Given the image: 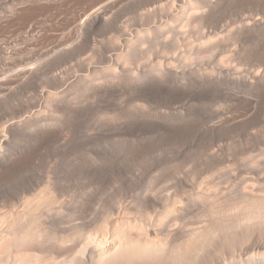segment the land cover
<instances>
[{
    "label": "bare ground",
    "instance_id": "6f19581e",
    "mask_svg": "<svg viewBox=\"0 0 264 264\" xmlns=\"http://www.w3.org/2000/svg\"><path fill=\"white\" fill-rule=\"evenodd\" d=\"M84 2L90 3V7L89 5L88 9L85 7L87 11L83 16L80 15L81 19L78 16L77 19L80 21L76 22L79 23L76 24V17L73 15L75 24L70 23L72 18L68 16ZM123 5H127V9L128 5L134 8L132 17L127 20L118 18L121 17L118 10L124 7ZM37 16L41 17L40 22H35ZM18 21L26 26L22 25L24 30L0 38V111L13 113L18 103L11 107L12 95L17 94L19 90L21 93L22 89L26 92V89L34 84H38L40 90L37 95L31 89L33 95H28L29 98L31 96L28 100L36 98L43 109L32 107L38 110L39 118L34 119L37 115L34 112V116L32 112L34 117L32 119L29 114L30 120L24 113H30L27 108L31 110L34 103L29 105L30 108L26 106V109L22 103L24 110L22 107L21 110L24 116L20 118H27V122L23 120L26 122L23 124L21 120H17L30 132L36 130L35 134L33 133L35 138L25 140L27 142L32 140L30 146L23 141L27 146L23 144L20 147L24 149L13 148L17 139L15 137L23 128L20 131L21 126L17 120L18 126L8 123L17 112L10 114V119L7 118L9 121L6 120L0 128V186L3 189H6L5 187L13 189V191L7 189L11 192L7 191V194H3L2 191L0 196V264H264V144L260 145L264 140L262 136L264 131L261 130L263 139L261 141L257 135L260 133L258 129L262 127L256 128L261 125V121H257L260 124L255 126L253 117L251 118L253 122L252 120L249 122L251 126L254 125L252 127L257 129L258 134L256 131L251 133L248 131L253 130L248 123L251 128L248 126L249 129L245 128V131L244 128L241 129L245 135H239L240 139L236 137L238 138L235 139L236 142L229 139L231 145L228 147L224 142L225 146L220 147L223 149H218L219 145H216L217 142L214 144L215 141L213 142L210 137L207 141L203 138L200 140L199 137L198 141H203L202 143L199 141L200 145L195 143L198 150L191 146L196 151L194 148L192 150L190 148L191 152L189 151L192 154L196 152L194 157L198 159L199 168L187 170L185 168L186 172L183 174V171L175 172L176 168H172L174 172L171 171L173 172L171 175L165 173L167 177L159 182L162 181V184L155 183L160 178L157 176V180L152 181V184L151 181L148 183V179V182L143 181L139 187V184H136L140 183L139 178H135L137 182L135 180L132 183L131 179L129 180L134 187L130 182L127 185L125 182L126 186L122 185L124 188L121 185L119 189L112 188V190L117 188V191H110L114 192L111 195L107 191L109 197H104L105 194L104 196L102 194V197L99 191L96 193L102 198L95 196L92 198V193L91 195L89 193L92 189L90 187L87 192L91 198L80 199L78 196L79 199H76L74 196L73 199L66 197V192L69 195L68 191L70 193L72 191L65 190L64 181L62 185L60 184L62 180L55 182L47 177L49 180H44L47 183L45 186V183L40 185V180L36 181V177L28 179V174L35 170L28 167L31 161H36L33 158L39 151L38 145L45 144L46 148L48 143L51 146L49 142H56L61 133H64L61 132L62 125L60 126L59 121H62L65 112L63 115L60 112V116L56 115L55 111V114L50 115H47L48 112L59 110L66 103L63 109H67V113L83 114L79 111L84 106L82 109L79 108L77 113V108L81 105L75 102L78 96L66 93L73 87L75 89L78 84H83L86 90H91V93L87 90L90 93L88 94L93 93L96 97L121 94L124 90L132 97L135 94L134 97L138 101L139 96L151 99L155 93L169 95L175 99L177 97L186 99L192 95H199L196 91L218 88L225 92L226 96L223 93V99L227 100L226 104L219 96L223 106L219 104L220 107H216V104H213L214 108L210 103L208 105L211 107L204 105V109L211 108L206 111V117L207 119L209 117L211 124L207 121L201 124L203 128L204 124H210L208 130L213 135L220 130L222 134L220 131L217 132L219 135L215 133L218 136L223 135L225 131L222 129L229 128L232 123L234 127L237 125V121L234 124L236 116L232 115L235 110H238L235 113L241 114L243 119L251 117L252 112H257L253 109L256 104L262 103L256 99L264 97V0H0V32H4L10 24ZM70 24L75 26L70 27ZM54 31L60 32L56 34ZM53 32L55 34H52ZM35 79L40 83H34ZM35 89L34 91H37V87ZM83 89L80 91L86 92ZM211 91L210 94L209 91L204 92L211 96ZM215 91L217 92V89ZM28 92L26 94H29ZM17 95L13 96L16 98ZM65 95L70 96V101L67 100L69 98L65 99ZM73 97L76 100L72 99L74 102H71ZM196 99L194 97V100ZM61 101L65 102L63 106ZM133 101L128 104L131 106L135 103L137 106L140 104V101L135 103ZM143 101L141 100L144 104L148 100ZM34 102L36 106L37 101ZM142 103L137 108L149 105L144 106ZM131 106H129L131 110L136 109ZM263 106L259 105L258 108ZM251 108L252 114L248 111ZM139 109L134 110V113L135 111L139 114L146 111L149 113L148 109L143 108L144 112ZM202 109L203 107L201 111ZM86 110L89 112L90 109L87 107ZM178 110L176 112L179 113ZM181 110L180 112L187 116V112L184 113L185 109ZM199 110L198 108L197 111ZM262 110L260 115L263 116L259 115V118L262 117L264 120ZM90 111L92 113L86 112L85 116L94 114L92 109ZM41 112L46 114L43 115ZM115 112L117 111H114V114ZM53 114L60 117V120L55 119ZM183 114L179 113L178 116L180 115V118L183 116L184 119ZM160 115L163 116L164 126H168V121L172 120L168 117L171 115ZM189 115L191 119L194 116L199 118L194 114L193 117ZM75 116L77 118V115ZM15 117L17 118V114ZM238 117L240 116H237L240 122ZM114 118L115 121L116 117ZM203 118L200 117L199 122ZM176 119L178 123V117ZM207 119H203L202 122ZM69 120L61 122L65 124L62 127H66ZM186 120L190 121L185 118L184 122ZM198 120H194L192 124H196ZM187 123L184 124L185 127ZM69 124L68 127L72 126V123L70 126ZM178 124L181 125V122ZM198 125L199 123L196 126ZM238 126L243 127L242 124ZM234 127L232 126L233 130L230 127L229 131L234 132ZM65 129L63 131L69 130L67 127ZM230 132H226L227 135ZM234 134L230 133L228 136L232 135L234 138ZM221 138L219 137L220 140ZM67 139L69 138L65 139L66 142ZM58 141L60 143H56H63L62 138ZM58 146H54L53 149ZM130 146L124 150L128 151L130 148L132 152L136 150L134 149L136 146L134 148ZM121 147L126 146L121 144ZM149 147L152 149L151 145ZM41 149L40 153L43 150ZM47 149L50 150L48 147ZM197 161L195 159V162ZM29 169L31 171L27 174ZM134 183L139 187L138 191L133 190ZM129 184L132 187H129ZM40 186L43 188H39ZM74 191L79 193L78 190ZM81 191L82 196H87ZM93 191L94 189L90 192ZM107 192L103 193L108 194Z\"/></svg>",
    "mask_w": 264,
    "mask_h": 264
},
{
    "label": "rangeland",
    "instance_id": "374dc122",
    "mask_svg": "<svg viewBox=\"0 0 264 264\" xmlns=\"http://www.w3.org/2000/svg\"><path fill=\"white\" fill-rule=\"evenodd\" d=\"M84 3H86V2H84ZM84 3H83V5L81 4L80 6L81 7H79V6H77V9L75 8L74 9V13H72V14H68L67 16L70 18H72V15H73V17L75 18L76 17V19H75V22L76 21H78L79 19H77L78 18V16H80V15H84L83 13H85V11H87V9L90 7V3H86L85 5H84ZM87 5V6H86ZM88 5H89V7H88ZM84 6V7H83ZM124 7H122L121 9H119L118 10V14H119V16L121 15V17H118L119 19H121V20H127V19H129V18H131L132 17V13H133V9L134 8H131L129 5H128V9H127V5L125 6V5H123ZM87 9H86V8ZM124 8V9H123ZM76 10V11H75ZM80 14H79V13ZM124 12V13H123ZM79 15H78V14ZM121 13V14H120ZM75 14V15H74ZM117 14V15H118ZM124 16H123V15ZM82 16H80L79 18L81 19V17ZM123 16V17H122ZM128 17V18H127ZM35 18V17H34ZM38 18V19H37ZM41 17H39V16H37L34 20H35V22L37 21V22H40L41 21V19H40ZM70 18V19H71ZM74 18H72V20L70 21V23L72 22L73 23V20H74ZM80 21V20H79ZM75 22L73 23V24H75ZM20 23H22V22H19L18 21V23L17 22H15V23H12V24H10V26H9V28L7 29V30H4V32L3 31H1L0 33V38H2L3 36H8V35H10L11 33H17L18 31L20 32V31H22V30H24L25 28L24 27H26L25 25H23V23L22 24H20ZM77 23H79V22H76V24ZM73 24H70L69 26L71 27ZM24 27H23V26ZM73 26H75V25H73ZM70 27H68L67 29L69 30V28ZM22 28H24V29H22ZM10 29V30H9ZM9 30V31H8ZM11 30H13V31H11ZM11 31V32H10ZM18 32V33H19ZM56 34H59V32L60 31H54ZM52 33V34H55V33ZM10 33V34H9ZM91 79V78H90ZM36 80V81H35ZM34 80V83L35 82H37V83H40V81H38V79H35ZM33 83V84H34ZM37 85V86H36ZM79 86H77L76 85V87H75V89H74V87L72 88V89H70L71 91H68V92H66V93H68V95H70V96H73V95H75V97L76 96H78V98H77V101H75V102H78L79 103V107H78V103H76L75 105H77V113H78V111H79V108H81L82 109V106H84V110L82 109V110H80L79 112H81V113H83L81 116L79 115V114H74V113H72V115L70 114V113H67V109H63V108H65V102L64 101H61L60 103H61V105L63 106V104H64V106H63V108H60L59 110H53V112H48V114L47 115H50V114H52V113H54L55 114V112H56V115L58 114V116H60L61 114H60V112H62V115L64 114L63 112H65V114L63 115V117L61 118V120L62 121H59V123H60V126L62 125V126H65V122H68V120H69V118H71V119H73V120H69V123L72 125V126H70V124L69 123H66L67 124V130L68 131H63V130H66L65 128L66 127H60L61 128V132H64V133H61V137L60 138H58V140H60L61 138L63 139V143L61 142V144H58V143H56V142H59L60 143V141H58V140H56V142L54 143V142H49V143H51V146H50V144H46V148H44L45 147V144H40V145H38V148H37V150H39L40 151V149L42 150V153H40L39 151H37V150H35V152H36V154H38V153H40L39 155H34V156H36V157H34L33 158V160H35L36 159V161H31V163L27 166L28 168H34L35 170H28V172H27V174L29 173V171H31L30 172V174H28L29 175V177H28V179L29 178H35L36 179V181L38 180H40L39 182H40V185H44V183H45V181L46 180H49V179H47V177L48 178H50V180H51V178H52V180L51 181H55V182H58V180H62L61 182H60V184L62 185L63 184V181H64V187H66L65 188V190L66 191H68V189H70L72 192H74V194H76V195H74L72 192L70 193V191H68V194L69 195H67V192H66V197H70V198H73L74 199V196H75V198L76 199H82L83 197H90V195H91V193H92V195H91V197L93 196H95V198L96 197H100V198H102L103 196H104V194H105V196L104 197H109L110 195H111V193H114V192H116L117 191V188L119 189L122 185L123 186H126L127 184H128V182H130L129 180L131 179V182L133 183L136 179H138V181H140V183H136L137 182V180H136V184L138 185L139 184V187H140V184L143 182V181H147L148 182V179H149V182L148 183H150V181H151V183L150 184H152V181L154 182L155 180H157V176H158V178L160 177V178H162V179H158L157 181H155V183H159L160 182V180H162L163 181V178H165V176L167 177V175H171V173H173L174 171H173V169L172 168H176V170H175V172H179V173H181L182 171V174L184 173V172H186L185 171V168H186V170L187 169H189V168H199L198 167V165H197V163H198V159L196 158V157H194V155H195V151L196 150H198V148H196L197 146H196V144H199V141L203 138L204 139V141L206 140H208L209 139V137H210V139H213L212 141L214 142V144L216 143V145L218 144L219 145V147H217L216 145H215V147H217L218 149L220 148V147H222V146H225V145H223V144H225L226 143V146L228 147V145L230 144L231 145V143H229V142H234L235 141V139H237L238 140V138L240 139V137H238L239 135L241 136H244L245 135V132H243V131H245L246 129H249L248 128V126L250 125L251 126V121L250 120H252L251 118L253 117V119L255 120L254 122L255 123H253V124H255V126H257V125H259L260 123H261V125H259V126H257L256 128H261V129H258L259 130V132L257 131V129L256 128H253L254 127V125H252L251 127L253 128V130L251 131V130H248L250 133L251 132H255L256 131V133L258 134L257 136L259 137V140L261 139V141L264 139H262V136L264 137V133L262 132V131H264L263 129V125L264 124H262V123H264V120L262 119V117H260L259 118V115H260V111L262 110V108H264V106L263 105H261V104H264V97H262V98H257L256 99V101L258 100V102L260 101H262V103L261 104H259V103H257L256 104V106H255V108H253L254 110H257V112L259 113V114H257V112H252L253 113V115L250 117V116H248L249 115V112L251 113V111H253V109L251 108V110H248L249 112H247V114L248 115H246V116H248V117H250V119L248 118V117H246V119H248V120H246V119H243L242 117L243 116H241V114H236L237 113V111L238 110H235V112L234 113H232V115L233 114H235V115H233L234 117L236 116V118H235V120H234V124H235V122L237 121V125L235 126V127H237V128H235L234 127V125H233V123L231 124L233 127H234V132L235 131H237L235 134H234V132L233 131H229L230 129H232L233 130V128H232V126H229V128L227 127V128H225L226 130L228 129V131H226L225 129H222V131L224 130L225 131V133L223 132V135H220V136H218L219 135V133H217V132H219V131H216L215 133L216 134H218V135H216L215 133H214V135L208 130L209 128V126L208 125H210L211 124V121H210V119H209V117H208V119H207V112L211 109V108H208V107H211V105H208L209 103L210 104H216V107H220V105L219 104H221V106H223V102L225 103L227 100L226 99H223L224 98V96H223V93L225 94V92H223V90H220L221 91V94H222V96H221V94H220V91L218 90V88H214L215 90L217 89V92L212 88L211 90H207V89H203V92L206 90V91H209V94H210V91L212 92L211 93V96L209 95V94H207L208 92H201V94H200V92L199 91H196V92H198L199 93V95H202V97H200L199 95H195L196 94V92H195V96H193L192 95V97H189V98H186V99H189V100H186L185 98L182 100L180 97L178 98H174V97H171V96H169V95H165V94H163V96H162V93H155V95H152L151 96V99H150V97H145V98H142V96H139V97H137V98H139V101H138V99L136 100V95L135 94H133V97H134V95H135V102L137 101V102H139L140 104L142 103L141 102V100L143 101V99H147L148 101H147V103L145 102L144 104H149V105H147L146 107H139V108H141L142 110H143V108H145V109H148V111H149V113L148 114H146V112H144L145 110H143V112L144 113H142V112H140L141 114H139V112H136L137 111V109H139V108H137L138 106H140V104L137 106L136 104L137 103H135L134 101H133V97H132V95L131 94H129V93H127V92H125L124 90L121 92V94H110V95H105V96H94L93 95V93H92V95H89L91 92V90L89 91L88 89V91L90 92H88L87 90H86V88H84L83 86V84L81 85V84H78ZM33 85H30L29 87H30V89H29V87L26 89V92H28L29 94H26V92H25V89H22L21 91L22 92H24V93H19L20 92V90H19V92L17 91V94H13L14 96H16L17 95V97L15 98L13 95H12V98L14 97V99H12L11 98V100H13L12 101V103H13V105L10 103V105H11V107L13 108V106L15 107V105H17V103H18V107H20V108H18V107H16L15 109H13L14 111H13V113H10L11 115L12 114H15L16 112V114H17V118L15 117L16 116V114L15 115H12V116H14V117H11V115L10 114H8L9 112H7V113H5L6 111H0V118L1 117H3L2 119H0V128L5 124V121L6 120H8V119H10V117H11V119L10 120H12L11 122L9 121H7L9 124H15V126H21L20 127V131H21V129L24 127H22V125L23 124H25L26 122H27V118L28 117H32V119H33V117L35 116L34 115V112H36L35 114L37 115L38 113V108H40V109H43L42 107H41V105H40V102L36 99V98H32L31 100H33V101H31V100H28V98L29 97H27L28 95H30L31 94V91L32 92H34V94H37V92L40 90H38V84H34V86L32 87ZM37 87V91H34V90H36L35 88ZM81 86V87H80ZM86 90V92L85 91H80V90ZM32 89V90H31ZM28 90V91H27ZM226 91V90H225ZM36 92V93H35ZM79 92H81L82 93V95H80V93ZM84 93V94H83ZM89 93V94H88ZM125 93V94H124ZM197 93V94H198ZM217 93V94H216ZM77 94V95H76ZM86 94H88V95H86ZM214 96H213V95ZM26 95V96H25ZM33 94H31V96H32ZM38 95V94H37ZM67 95V94H66ZM65 95V96H66ZM67 95V96H68ZM129 95V96H128ZM131 95V96H130ZM209 95V97L210 98H213V99H210L209 97H207V96ZM20 96H22V97H20ZM25 96V97H24ZM31 96H30V98H31ZM65 97V99H67V98H69V97ZM80 96V97H79ZM86 96V97H85ZM114 96V97H113ZM138 96V95H137ZM168 96V97H167ZM198 96V97H197ZM207 98H206V97ZM218 96V97H217ZM219 96L220 97H222L221 99H223L222 101L220 100V98H219ZM225 96H226V94H225ZM26 97H27V100H26ZM83 97V98H82ZM105 97V98H104ZM110 97V98H109ZM127 97V98H126ZM131 97V98H130ZM169 97H170V99H169ZM194 97H195V99L196 100H194ZM204 97V98H203ZM261 97V96H260ZM29 98V99H30ZM89 98V99H88ZM97 98V99H96ZM99 98H101V99H99ZM107 98V99H106ZM109 98V99H108ZM142 98V99H141ZM174 98V100H172V99ZM199 98V99H198ZM226 98V97H225ZM16 99V100H15ZM37 101L36 102V106L34 105L35 104V100ZM76 100V98H71V102H74L73 100ZM81 99V100H80ZM85 99V100H84ZM94 99V100H93ZM133 101V103H135V105L133 106H131V105H129L128 104V102L129 103H131V101ZM149 99H150V102H149ZM153 99V100H152ZM154 99H156V100H154ZM192 99V100H191ZM261 99H263V100H261ZM15 100V101H14ZM67 100H69L70 101V98L69 99H67ZM66 100V101H67ZM80 102H79V101ZM83 100V101H82ZM127 100V101H126ZM186 100V101H185ZM191 100V101H190ZM194 100V102H192ZM201 100V101H200ZM203 100V101H202ZM31 101V102H30ZM82 101V102H81ZM177 101V102H176ZM180 101V102H179ZM191 102V103H193V104H191V103H186V102ZM64 102V103H63ZM144 102V101H143ZM169 102V103H168ZM173 102V103H172ZM183 102V103H182ZM212 102H214V103H212ZM215 102H217V103H215ZM222 102V103H221ZM16 103V104H15ZM20 103V104H19ZM25 105V109L27 108V107H29L30 108V106L32 105V103H34L32 106H31V110H29L28 108H27V110L28 111H30V113L29 112H23L22 110H21V107L23 106L24 107V105ZM30 103V104H29ZM37 103H38V105H37ZM132 103V104H133ZM22 104V105H21ZM83 104V105H82ZM143 104V103H142ZM143 104V105H144ZM169 104V105H168ZM206 104H207V108H205L204 109V105L206 106ZM217 104H218V106H217ZM226 104V103H225ZM224 104V105H225ZM30 105V106H29ZM40 105V106H39ZM126 105V106H125ZM260 105V106H263L261 109L260 108H258V106ZM27 106V107H26ZM38 106V107H37ZM85 106H86V109H87V107H88V110L90 109H92L93 110V115L91 116V115H86L85 116V114H86V112H87V110L85 109ZM90 106H92V107H90ZM129 106H131L132 108L133 107H136V109L134 108V109H130L129 108ZM145 106V105H144ZM214 106V105H213ZM10 107V108H11ZM23 107H22V109H23ZM32 107H36L37 109H34V108H32ZM127 107V108H126ZM203 107V109H202V111H204V112H202L201 111V108ZM11 108V109H12ZM18 108V109H17ZM95 108V109H94ZM180 108V110H181V108H182V110L184 111V109H185V111H184V113H186L187 112V116H185L182 112H180V110H178ZM197 108V110H198V108L200 109L199 111L201 112V114H200V112L199 111H197V110H195ZM214 108H215V106H214ZM17 109V110H16ZM39 109V110H40ZM63 111H62V110ZM130 109V110H129ZM141 109H139V110H141ZM189 109V110H188ZM195 110V111H197V112H195V111H193V110ZM208 109V110H207ZM212 109H213V107H212ZM258 109H260V111L258 110ZM9 110V109H8ZM18 110H19V112H18ZM24 110V109H23ZM27 110H25V111H27ZM33 110V111H32ZM37 110V111H36ZM65 110V111H64ZM89 110V112H91L92 113V111H90ZM100 110V112H97V111H99ZM134 110H136L135 111V113H138L137 115L134 113ZM138 110V111H139ZM165 110H167V112L165 111ZM179 111V113L180 114H183L184 115V117L185 118H188V119H190V121L188 120H186V122H188L187 124H186V127H185V123L186 122H184V120H185V118L184 119H182L183 118V116H182V118H180L179 116H178V112H176V111ZM181 110V111H182ZM187 110V111H186ZM264 110V109H263ZM262 110V111H263ZM21 111V112H20ZM45 111V110H44ZM55 111V112H54ZM59 113H58V112ZM114 111H117V112H115V114H114ZM162 111H163V113H162ZM190 111H192V112H190ZM207 111V112H206ZM33 112V115L34 116H32V113ZM43 112V111H42ZM41 112V113H42ZM46 112V111H45ZM44 112V113H45ZM89 112H87V114L89 113ZM102 112V113H101ZM104 112V113H103ZM105 112H106V115H105ZM119 112V113H118ZM161 112V113H160ZM166 112V113H165ZM171 112V113H170ZM172 112H175V114H173ZM264 112V111H263ZM6 115H5V114ZM20 113H21V115H20ZM22 113H24V115L25 116H27V118H23V119H21L22 117L21 116H24ZM27 113V114H26ZM44 113H42L43 115H45ZM67 113V114H66ZM97 113V114H96ZM100 115H99V114ZM109 113V114H108ZM122 113V114H121ZM178 113V114H177ZM189 113H191L192 115H189ZM204 113V114H203ZM251 113V114H252ZM29 114H30V116H29ZM53 114V115H54ZM68 114H70V116L68 115ZM74 114V115H73ZM112 114V115H111ZM117 114V115H116ZM135 114V115H134ZM143 114H144V116H143ZM145 114H146V116H145ZM160 114H169V116L170 117H168V119H172V120H174L176 123H174L172 120L171 121H168V126L166 125V126H164V121H163V116L162 115H160ZM177 114V115H176ZM193 114L194 115H197V117H199V118H196V116H194L193 117ZM250 114V115H251ZM255 114L258 116H255ZM262 114H264V113H262ZM10 115V116H9ZM19 115V116H18ZM46 115V116H47ZM66 115V116H65ZM75 115H77V118H75L76 116ZM95 115L97 116H100L99 118H98V116L97 117H95ZM102 115V116H101ZM105 115V116H104ZM139 115L140 116H143V117H139ZM177 116L178 117V119H179V121H178V123H180L181 122V125L180 124H178L177 123V117H175V116ZM188 115L189 116H192L193 118H195V119H191V117H188ZM198 115H200V116H198ZM205 117H204V116ZM56 117L55 115H54V117H55V119L57 118V120H60V117ZM84 116V117H83ZM109 116H110V119H109ZM112 116H113V118H112ZM120 116H121V118H120ZM173 116V117H172ZM237 116H240V117H238V118H240L239 120H241L242 121V123H241V121L239 122L238 121V119H237ZM260 116H263V115H260ZM9 117V118H8ZM21 117V118H20ZM68 119H66V118ZM69 117V118H68ZM74 117V118H73ZM79 117H81V118H79ZM102 117V119H100ZM114 117H116V120L114 121ZM119 117V118H118ZM162 117V118H161ZM200 117L201 118H203V119H207V120H204V122H202L203 121V119H201L202 121L201 122H199L200 121ZM255 117H256V119L258 118V120H256L255 119ZM8 118V119H7ZM35 118H39V116L37 115V116H35L34 117V119ZM63 118L65 119V120H67V121H65V120H63ZM91 118V119H90ZM98 118V119H97ZM104 118V119H103ZM148 119V121H147V119ZM174 118V119H173ZM245 118V117H244ZM17 119H19V120H21L20 122H23V124L21 123V125H20V122H19V120H17ZM28 119H30L31 120V118H28ZM106 119V120H105ZM108 119V120H107ZM113 119V120H112ZM120 119V120H119ZM146 119V120H145ZM182 119V120H181ZM197 119H199L198 120V122H196V124L194 123V124H192V122H194V120L196 121ZM15 120V121H14ZM19 122H17V121ZM23 120H26V122L25 121H23ZM112 120V121H111ZM118 120V121H117ZM209 120V121H208ZM247 122H246V121ZM263 120V121H262ZM64 121V123L62 124L61 122H63ZM72 121V122H71ZM93 121V122H92ZM100 121H102V123L100 122ZM104 121V122H103ZM117 121V122H116ZM207 121V123L209 122L210 124H207V125H205L204 124V128H203V123H205ZM244 121V122H243ZM250 121V122H249ZM257 121H261L259 124H258V122ZM25 122V123H24ZM106 122H108V123H106ZM113 123V124H110V123ZM167 121L165 120V123H166ZM170 122V123H169ZM246 122V123H245ZM252 122H253V120H252ZM257 122V123H256ZM17 123H18V125H17ZM96 123V124H95ZM117 123V124H116ZM163 123V124H162ZM172 123H174V125L172 126L173 128H171V125H172ZM199 123V125H201V127L199 126H196L197 124ZM249 123V125H247ZM68 124H69V126L70 127H68ZM102 124V125H101ZM104 124V125H103ZM243 125V127L242 126H238V125ZM244 124H245V126H244ZM257 124V125H256ZM164 127H163V126ZM175 125H179V127L178 126H175ZM183 125V126H182ZM195 125L196 127H193V126ZM246 125H247V127H246ZM170 126V127H169ZM174 126L176 127V129L174 128ZM205 126H207V127H205ZM249 126V127H250ZM166 127V128H165ZM185 128V130L183 129V128ZM241 127V128H240ZM250 127V128H251ZM178 128V129H177ZM180 128H182V129H180ZM194 128H196V129H194ZM197 128L199 129V130H197ZM244 128V129H243ZM246 128V129H245ZM34 128L32 127V130H33ZM203 129H204V132H203ZM241 130V129H243V131L241 130V132L239 131V130ZM256 129V130H255ZM31 130V131H32ZM177 130H179V132L177 131ZM206 130H207V132H206ZM262 130V131H261ZM29 131V129H25V128H23L22 129V132H24V134L22 133V132H20V133H22V134H18L16 137H15V143L13 144L14 145V147H13V145H12V147L13 148H16L17 150H20L22 147H20V146H23V144H24V146H27L26 144H28V146H30V144H31V141L30 142H27V141H25V140H27V139H33V138H35L33 135L35 134V132L34 131H36V130H33L32 132H28ZM25 132H28V133H26L25 134ZM67 132V133H66ZM221 132V131H220ZM226 132H230L231 134H234L233 136H234V138L232 137V135H231V137H229L230 136V133H228V135H227V133ZM261 132H262V136H261ZM32 133V134H31ZM34 133V134H33ZM239 133V134H238ZM244 133V134H243ZM29 134H31V135H29ZM65 134V135H64ZM207 134V135H206ZM221 134H222V132H221ZM27 135L30 137H27ZM67 135V137H65ZM203 135V136H202ZM205 135V136H204ZM210 135V136H209ZM213 135V136H212ZM225 135H227V136H225ZM63 136V137H62ZM206 136L208 137V138H206ZM217 136H218V138H217ZM221 136L225 139H223V138H221ZM199 137H200V140L198 141V139H199ZM206 139H205V138ZM212 137V138H211ZM216 137V138H215ZM219 137L221 138V140L219 139ZM225 137H228V138H225ZM236 137H238V138H236ZM66 138H69V139H67V142H66ZM119 138V139H118ZM121 138V139H120ZM217 139V141L215 140V139ZM232 138H233V140H232ZM241 138H243V137H241ZM118 139V140H117ZM223 139V140H222ZM229 140V141H227V140ZM197 140V141H196ZM13 141V140H12ZM23 141H25V143L23 142ZM62 141V140H61ZM64 141H65V143H64ZM69 141V142H68ZM122 144V145H124V146H126V147H121L120 148V145L121 144H119V142ZM203 141V140H202ZM202 141H200L201 143H202ZM261 141H258V142H261ZM264 141V140H263ZM263 141H262V144H260L261 146H263ZM124 144H123V143ZM225 142V143H224ZM228 142V143H227ZM236 142V141H235ZM22 143V144H21ZM116 143V144H115ZM125 143H127V145L125 144ZM196 143V144H195ZM200 143V144H201ZM221 143H222V145H221ZM21 144V145H20ZM53 144H55L54 146L55 147H57L58 145L60 146V145H62V146H60V148H59V146H58V148H56L55 150L53 149L54 148V146H53ZM58 144V145H57ZM65 144V145H64ZM129 144V145H128ZM192 144H194V145H192ZM199 144V145H200ZM214 144H213V146H214ZM233 144V143H232ZM44 145V146H43ZM68 145V146H67ZM117 145V146H116ZM131 145V146H130ZM146 145V146H145ZM149 145H151L152 146V149L149 147ZM198 145V146H199ZM221 145V146H220ZM42 146V147H41ZM52 146H53V148H52ZM67 146V147H66ZM116 146V147H115ZM119 146V147H118ZM127 146H128V148H129V146L130 147H133L134 148V146H136V148H134V149H136L137 150V147H138V150L136 151V150H134L133 148V152L130 150V149H128V151L127 150H124V149H127ZM191 146H194L195 148H196V150H195V148L194 147H192L191 148ZM47 147L50 149V150H48L47 149ZM52 149H51V148ZM115 147V148H114ZM144 147L146 148V149H150L151 150V152L149 153L148 151H150L149 149L148 150H145L144 149ZM148 147V148H147ZM12 148V149H13ZM19 148V149H18ZM26 148H28V147H26ZM25 148V149H26ZM116 148H118L117 150H115ZM140 148V149H139ZM144 149V151H141V149ZM190 148H191V150L194 148V154H192V153H190L191 152V150H190ZM22 149H24V148H22ZM120 149V150H119ZM123 149V150H122ZM220 149H223V148H220ZM224 149H226V147H224ZM14 151H15V149H13ZM45 150V151H44ZM51 150H53L52 152H50ZM129 150H130V152H129ZM152 150H154L155 152H153ZM137 153H136V152ZM190 151V152H189ZM50 152V153H49ZM117 152H119V154L117 153ZM124 152H125V154H127V155H125L124 154ZM134 152H135V154H134ZM139 152V153H138ZM146 152V153H145ZM148 152V153H147ZM187 152H189V155L190 154H192L191 156H189L188 154H187ZM117 153V154H116ZM144 153V154H143ZM153 153V154H152ZM123 156H122V155ZM129 154V155H128ZM132 154V155H131ZM135 155V156H134ZM39 158H38V157ZM127 156V157H126ZM149 156V157H148ZM189 156V157H188ZM191 157V158H190ZM38 158V159H37ZM144 158V159H143ZM146 158V159H145ZM189 159V160H188ZM195 159H196V161L197 162H195ZM183 160V161H182ZM191 160H193V161H191ZM34 162V163H33ZM184 164H183V163ZM33 163V164H32ZM183 164V165H182ZM193 164V165H192ZM182 165V166H181ZM186 165V166H185ZM190 165V166H189ZM178 166V167H177ZM180 166V167H179ZM184 166V167H183ZM26 167V166H25ZM26 167V168H27ZM48 167V168H47ZM183 169H182V168ZM36 168H39L38 170L36 169ZM51 170H50V169ZM53 168V169H52ZM177 168L179 169V168H181V170H177ZM49 169V170H48ZM167 169V170H166ZM172 169V170H171ZM37 170V171H36ZM53 170V171H52ZM54 170H56L55 171V173H54ZM163 170V171H162ZM35 171V172H34ZM167 171V172H166ZM170 171V172H169ZM171 171H173V172H171ZM32 172H34V177H32L33 175H31L32 174ZM46 172H50L49 174L48 173H46ZM159 172V173H158ZM160 172H164V173H161L160 174ZM53 173H54V175H53ZM57 173V174H56ZM129 173V174H128ZM165 173H167V175L165 174ZM170 173V174H169ZM48 174V175H47ZM136 175L135 177H134V175ZM160 174V175H159ZM163 174H165V175H163ZM31 175V176H30ZM52 175V176H51ZM60 177L59 179H58V176ZM133 176L132 178L130 177V176ZM155 175V176H154ZM51 176V177H50ZM138 176V177H137ZM162 176V177H161ZM164 176V177H163ZM37 177H38V179H37ZM54 177H56V178H54ZM154 177H156L155 179H154ZM54 178V179H53ZM136 178V179H135ZM141 179V180H140ZM151 179V180H150ZM153 179V180H152ZM45 180V181H44ZM44 181V182H43ZM162 181H161V183H159V184H162ZM166 181H168V180H166ZM41 182H43V183H41ZM126 182V185H124V183ZM130 182V183H131ZM147 182H145V184H148ZM131 183V184H132ZM134 183V184H135ZM144 183V182H143ZM165 182H163V184H164ZM46 184L47 183H45V186H46ZM66 184H69V186L71 187V188H68L69 186L67 185L66 186ZM135 184V189L133 188V190H135L136 191V189H137V191H138V189H139V187L137 186ZM145 184H143V185H145ZM95 185H96V187H95ZM100 187V189H99V187ZM121 185V186H120ZM44 186V187H45ZM122 186V188H124ZM132 186L134 187V185L132 184ZM132 186H130V184H129V187H132ZM9 187V186H8ZM80 187H81V189H80ZM92 188V189H90V191H92L93 189H94V193L96 194H94L93 192H90L89 191V193H90V195H88V189L89 188ZM115 187H117L116 189H114V190H112V188H115ZM128 187V186H127ZM136 187H138V188H136ZM143 187H145V186H143ZM2 187L0 186V196H1V194L3 193H5V194H7L8 192H10V191H13V189L11 190L10 188H7V187H5L6 189H1ZM39 188H43L42 186H40ZM78 190L77 192H79V193H76L74 190ZM82 188L84 189V190H82ZM121 188V189H122ZM126 188V187H125ZM7 189H9L10 191H8ZM80 189V190H79ZM97 189V190H96ZM130 189V188H129ZM83 191L84 193H83V195L85 194V195H87V196H82V193H80V191ZM102 190H104L103 192H107V191H109V193H110V191H114V192H111L110 193V195H109V193L108 194H106V193H103V192H101ZM116 190V191H115ZM2 191H4V192H2ZM8 191V192H7ZM81 191V192H82ZM100 191V193H98V194H100L101 196H102V194H103V196L101 197L100 195H97V193L96 192H99ZM2 192V193H1ZM11 193V192H10ZM72 194H73V196H72ZM78 194V195H77ZM80 194V195H79ZM72 197H71V196ZM107 195V196H106ZM109 195V196H108ZM78 196H80L79 198H77ZM134 196V195H133ZM82 197V198H81ZM90 197V198H91ZM92 197V198H93ZM129 197V196H128ZM127 197V199H129V198H131V197H129L128 198ZM84 199V198H83Z\"/></svg>",
    "mask_w": 264,
    "mask_h": 264
}]
</instances>
